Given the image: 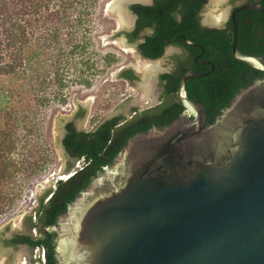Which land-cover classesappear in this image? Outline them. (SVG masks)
Wrapping results in <instances>:
<instances>
[{
  "label": "water",
  "instance_id": "95a60500",
  "mask_svg": "<svg viewBox=\"0 0 264 264\" xmlns=\"http://www.w3.org/2000/svg\"><path fill=\"white\" fill-rule=\"evenodd\" d=\"M151 0H111L105 15L116 30L110 41L125 51L127 61L109 73L90 95L57 124V162L34 209L0 231V240L28 230L41 198L81 170L85 161L64 150V126L94 131L119 113L149 104L158 94L157 72L169 67L165 54L143 60L126 33L137 16L129 6ZM218 6L225 9L215 17ZM230 4L209 0L203 23L220 27ZM231 17V56L264 72V56L237 49L235 13ZM186 45L197 46L184 36ZM210 63V62H209ZM132 70L135 81L122 78ZM206 74L185 73L178 84L183 113L168 126L130 138L109 166L68 205L56 224L57 264H264V76L240 90L215 121L205 125L204 107L188 98L185 85ZM84 109L77 116L78 109ZM71 166V167H70ZM50 195L44 199L46 202ZM33 237L36 229L28 231ZM12 264H34L37 250L6 248Z\"/></svg>",
  "mask_w": 264,
  "mask_h": 264
},
{
  "label": "trees",
  "instance_id": "16d2710c",
  "mask_svg": "<svg viewBox=\"0 0 264 264\" xmlns=\"http://www.w3.org/2000/svg\"><path fill=\"white\" fill-rule=\"evenodd\" d=\"M100 1L0 0V81L8 82L0 83V216L18 196L21 184L17 183V174L28 172L30 176L45 168L43 155L33 163H27L26 159L17 160L13 155L21 139L24 138V147L30 145L29 136L39 132V123L25 125L22 135L17 134L16 127L35 119L43 108L52 103L64 104L69 83L91 86L92 76L96 72L93 67L95 63L85 55L88 48L86 36L82 34L83 40L79 42L77 33L86 31L84 27L95 14ZM205 3L206 0H153L152 6L131 5L130 9L137 14L138 20L134 30L126 36L133 42L143 28H152L153 33L138 45L144 57L151 59L160 58L169 43L184 45L177 37L179 34L204 49L203 58L213 62L214 70L208 75L189 80L185 88L188 97L204 107L207 124H210L231 104L241 89L262 78L264 72L240 63L231 56V21L225 30L199 25L197 13ZM262 6L264 8V1ZM177 12L180 14L179 19L176 18ZM235 22L237 49L243 53L264 56V14L242 10L235 15ZM226 31H229L228 35ZM62 34H65L68 48L65 51L61 48ZM187 48L193 54L197 52ZM76 57H81L78 62L80 67L70 78L65 68L69 60ZM102 60L110 64L115 62V56L107 54ZM208 70L207 67H196L194 72L204 73ZM179 72V75L161 76L169 83L168 90L171 93L177 91L186 70L181 68ZM121 75L130 81L136 79L131 70ZM182 110L181 104L177 102L165 109L159 118L142 114L117 128L121 118L118 116L89 132L77 131L73 120L67 122L62 145L71 158H82L84 166L67 180L57 181L55 190H48L41 198L36 220L32 222L28 218L29 228L42 230L43 234L35 238L16 235L6 245L40 246L46 253L45 264H57L53 243L55 233L50 228L56 224L58 217L102 172V168L113 162L130 138L146 133L153 127L162 129L168 126ZM83 114L84 109L79 107L77 116ZM46 150L44 148L43 152ZM48 194L50 198L45 202ZM43 228L48 230L44 231Z\"/></svg>",
  "mask_w": 264,
  "mask_h": 264
},
{
  "label": "rangeland",
  "instance_id": "374dc122",
  "mask_svg": "<svg viewBox=\"0 0 264 264\" xmlns=\"http://www.w3.org/2000/svg\"><path fill=\"white\" fill-rule=\"evenodd\" d=\"M111 0H101L95 14L92 15L89 22H87L84 29L86 31H79L77 33V40L81 42L82 34L86 36L88 41V48L86 50V56L93 61L95 74L92 76L91 86L86 87L80 83H69L65 90V103H52L49 107L43 108L41 112L25 123H21L16 127V132L19 135L23 133V127L25 125L30 126L32 123H39V132L32 133L29 136L31 139L30 145L23 146L24 138L21 142L17 144V150L13 152V155L17 160L26 159L27 163H33L41 155L44 156L43 165L44 169L37 171L29 176V173H19L17 174V183L21 184L19 188L18 196L12 202L6 211L0 216V231L10 224L13 220L20 218L22 216L30 213L36 203L38 202L42 191L45 187L47 179L53 172L56 162H57V124L62 117L68 114L70 111L75 109L81 102H83L90 93L95 89V87L102 81L109 73L114 69L121 66L127 61V55L124 50L118 48L110 41L111 31L116 30V24L113 19L106 17L105 8ZM224 6H218L217 11L210 12L214 16L218 17L224 11ZM222 23V20L219 21ZM218 27V26H216ZM65 34L61 35V48L63 51L66 49L65 45ZM76 40V41H77ZM75 41V42H76ZM107 54L115 56V62L107 64L102 58ZM81 57L71 58L66 65V74L72 78L73 73L79 69L80 64L78 63ZM3 81H0V83ZM4 84L8 83L6 81ZM23 108H21L22 110ZM44 148L47 150L43 152ZM43 149V150H42ZM5 190V189H4ZM3 190V191H4ZM33 194L36 199V203L32 206L33 199L31 195ZM41 255V251H40ZM14 256L10 252H5L0 249V264H12ZM37 258H35L36 260ZM37 264V261H34Z\"/></svg>",
  "mask_w": 264,
  "mask_h": 264
},
{
  "label": "flooded vegetation",
  "instance_id": "af4514ba",
  "mask_svg": "<svg viewBox=\"0 0 264 264\" xmlns=\"http://www.w3.org/2000/svg\"><path fill=\"white\" fill-rule=\"evenodd\" d=\"M208 1L209 0H206V3L203 5V8L201 9V11H199L197 13V16L199 18V25L201 27L209 28V29H215L216 28V29L225 30L227 28V25H228L229 21H231V17H232V14H233L234 10H236L237 8H239L241 6L258 5L261 9L264 10V8L262 6V2L264 0H221V2H223V3L226 2L227 4H230L229 9H228V11H226V14H224L226 16H224V19L222 20V25L220 27H211V26L205 25L203 23L204 14L202 12H203V10H205V7H206ZM135 4L142 5V6H152L153 5V0H151V3H148V4H146V3H135ZM132 5H134V4H132ZM130 7H131V5L129 6V8ZM240 11H242V10H240ZM238 12L239 11H237L235 13V15ZM135 15L137 16V14H135ZM176 18L177 19L180 18L179 12H177ZM137 20H138V16H137V19H136V21L134 23V26L132 28H130V31L127 32V33H130V32H132L134 30ZM220 24H221V22H220ZM152 33H153V29L152 28L145 27L140 32H138V38L135 41H133L134 44L136 45L137 53L139 54V56L143 60H146V61H147V59H151V58L144 57L142 52L138 49V45L142 44L144 42V40H145V37L151 35ZM228 34H229V31H226V35H228ZM181 36H184V35L183 34H179L177 37H178V39H181L182 42H183V39L181 38ZM231 38H232V30H231ZM127 41L129 43H131L128 38H127ZM190 42H192V41H190ZM192 43L196 44L197 46H191V45L189 46V45H186L183 42V44L185 46L184 45H180L178 43L177 44L169 43V45L165 47L162 56L165 54V50L166 49H170V51L166 54V57H168L170 62H169L168 69H166V70H164V69L161 70L160 69L157 72L155 83L153 85H155L156 88H159L158 94L156 96L153 95V98L150 100V102H148L149 104L143 105L145 108H143L142 110H140L139 109L140 107H138V105H136V106H132L129 109V112H128L129 115H125L122 112L117 114V116H115V117L121 116V118L118 120V123L116 125L117 128L123 126L124 124H126L128 122H131V121L135 120L137 117H140L142 114H146V116L149 117V118H159V117H161V114L165 111V109L170 108L173 104H175L177 102H179L181 104V102H180V100L178 98V89H177V91L175 93L169 92V90H168V84L169 83L167 82V80H164V79L161 78L162 75H165V74L179 75L180 74L179 71H180L181 68H184L186 70L185 73H188V72L196 73V72H194L196 70V67H203V68L207 67V68H209V70L207 72L199 73V74H206L207 73V75H208V74L213 72V70H214L213 62L211 60H209V59L203 58L204 49L199 44L194 43V42H192ZM236 44H237V37H236ZM186 46L197 50V52L195 54H193L192 51L190 49H188ZM126 71H130V70H125L124 72H126ZM132 73L134 74V76L137 79L138 77L136 76L135 72L132 71ZM123 79H125V78H123ZM125 80L126 81H130L128 79H125ZM135 80H132V81H135ZM185 90H186V88H185ZM186 93H187V91H186ZM181 106H182V104H181ZM182 108H183V106H182ZM183 111H184V108L181 111V113L179 114V116L183 113ZM204 113H205V117H206L205 125L207 126L209 124H207V115H206L205 109H204ZM216 117L214 118V121H215ZM112 118H114V117H112ZM43 230L47 231L48 229L47 228H43ZM28 231H30V228H28V230H25L23 232H19V233L15 232L14 234H12L10 236L1 239L0 242H1V244H3V246H6V248H14V249H16V247L17 248L18 247H22V248H25L26 251H32V252L36 248L44 249V248H42L40 246L31 247L30 245H27V244H15V245H11L10 244V245H6V242H8L9 240L13 239L14 236H16V235H19V236L27 235V236H29L31 238H35V237H38L41 234H43L42 230H41V232L36 230L37 234L33 237ZM34 261L36 262V260H34Z\"/></svg>",
  "mask_w": 264,
  "mask_h": 264
},
{
  "label": "built area",
  "instance_id": "2783aa9c",
  "mask_svg": "<svg viewBox=\"0 0 264 264\" xmlns=\"http://www.w3.org/2000/svg\"><path fill=\"white\" fill-rule=\"evenodd\" d=\"M31 197L34 200L33 203H32V206H34L35 203H36V199L34 198L33 194L31 195ZM40 251H41V255H40ZM45 256H46L45 250L41 249V248H38L37 254H36L37 264H45Z\"/></svg>",
  "mask_w": 264,
  "mask_h": 264
},
{
  "label": "clouds",
  "instance_id": "9594fccd",
  "mask_svg": "<svg viewBox=\"0 0 264 264\" xmlns=\"http://www.w3.org/2000/svg\"><path fill=\"white\" fill-rule=\"evenodd\" d=\"M45 260H46V256H45Z\"/></svg>",
  "mask_w": 264,
  "mask_h": 264
},
{
  "label": "bare ground",
  "instance_id": "6f19581e",
  "mask_svg": "<svg viewBox=\"0 0 264 264\" xmlns=\"http://www.w3.org/2000/svg\"><path fill=\"white\" fill-rule=\"evenodd\" d=\"M213 15V14H212ZM216 17V16H215Z\"/></svg>",
  "mask_w": 264,
  "mask_h": 264
}]
</instances>
